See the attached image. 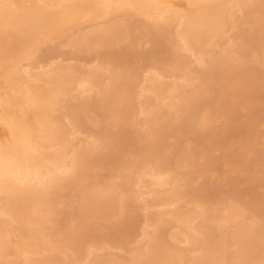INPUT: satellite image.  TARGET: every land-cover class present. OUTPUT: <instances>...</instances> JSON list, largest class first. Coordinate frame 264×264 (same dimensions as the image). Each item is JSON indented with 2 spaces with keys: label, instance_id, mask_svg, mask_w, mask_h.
Masks as SVG:
<instances>
[{
  "label": "rangeland",
  "instance_id": "rangeland-1",
  "mask_svg": "<svg viewBox=\"0 0 264 264\" xmlns=\"http://www.w3.org/2000/svg\"><path fill=\"white\" fill-rule=\"evenodd\" d=\"M249 1L250 0H247V3ZM179 5L183 6L184 3H181ZM238 9L239 8L237 6H233V9L232 8L230 9V12L232 14L231 16L242 15L239 13ZM130 10H133V9H130ZM119 12L120 11L116 12L118 15L112 14L114 16H111V14H109L110 15L109 16L108 14H104L105 16H103V14H102L98 18H94V19L91 18L89 20L84 19V18H82V19L79 18L76 26H72L70 29L67 28L66 32H62L60 35H58L56 37L54 36V38L40 43L37 50L34 51L35 54L33 57L32 56H26L28 58L31 57V58H29L30 60L29 59L26 60L25 59L26 57H25L24 60L19 61V63L22 65L23 68L26 65H29L32 67L33 71L34 70L38 71V69H40L42 67L45 69H47V68L50 69V68H52V66L53 67L56 66V68H54V69L58 70L60 67H62V65L64 66L65 64H68L69 66L72 65V67H75V65H79V66H77L78 70H79V72H77V78L79 80L85 76L83 74V76L81 77L82 72H80V70L83 71V73H84V71H86L90 68L92 69L93 67H95V73L97 70L99 72V73L97 72V74H99V76L97 77L96 83H93V80H91V79L90 80L92 82L89 83L88 79H87V81H85V85L79 84V86H78L77 83H79V80L75 79V80H72L70 83H67L68 85L65 84V85H67V89H66L65 85H64V87L67 91H65L66 93L62 95L64 97H62L60 95V103H59V106H57L58 108L56 107L57 110L56 109L52 110V112L50 113V114L56 115V117L59 120L58 122L61 123L60 126L62 125L63 129H65L64 134H65V136L68 137V139H70V143H71L70 145L72 147L78 146V147H76V149L79 148V146H80L81 148H79L77 150L83 149L81 151L83 152L84 156H86V157H84L83 160L85 162H87L88 159H89L88 161H91V162L93 161L92 164L90 162L91 166L89 165V162L84 163V164L79 162L82 166H84L85 164H88V166H90L89 167L90 169L89 168L86 169L87 166H84L82 168V166L79 165L76 168V170H79L80 174H79V171H77L78 172L77 173V172H75L76 170L74 171L72 169H71L72 170L71 172H73L74 174H70V171H69V175L67 173L65 174V175H68V177L71 175L72 179L70 177H69L70 178L69 179L67 176H65L63 174L64 175L63 177H67V178L60 179L61 181H64V182H61V181L57 182V184L59 183L58 189H59L60 193H58V189L56 187L58 185L55 183L53 186H55L56 188L51 185L50 187L51 188L53 187L54 189L52 188V190L50 189L51 191H48V192L45 190V193L41 194L45 198L43 200V202L46 199L50 201V202L48 201L49 203H46L43 205L46 206V205L50 204L49 205V207H50L51 204H53L52 205L53 207L51 206V208H53V210H56V215H57L54 219H49L45 223V221L48 218L47 217H46L47 219L44 218L45 216L40 213L43 216L42 218L44 220H42V218L41 219L39 218V220H37L38 225L40 224V226H42L40 231L46 229L44 232L41 231L44 233L45 238L43 237V233H42V237L44 239H49L48 241L44 240L45 241L44 245H46V247L48 249L51 247V249H49L47 251L43 250L44 252H42L40 250L37 251V248H35V246H32L29 248H32V250L35 248V250H36L35 252L27 253V251H28L27 250L26 252L20 251L21 252L20 253L18 250H16L17 249L16 245L19 243V242H17V240L19 241V239H20V237H19L20 233H21L20 230L24 231V230H22L23 227L21 229L20 225H18L17 222H15L13 220V218L11 216H9L7 213L6 214L2 213V215L0 213V216L3 218L2 219L0 217V219L3 221L5 220V222L8 223L9 230H10V231L8 230L10 242L8 244V247H6V252H7L6 253V262H7V264H24V260L27 256L32 257L35 260H40V258L42 256H44V254L45 255L55 254L57 259L63 260L60 257L61 252L64 253L65 256L66 255L69 256V257L66 256V259L70 258V262L73 261L71 264H85L88 261L94 262L97 260V258L98 259L101 258V260H102V258H105L104 260H108V258L110 256H111L110 257L111 259H112V256H115V257H113V259L115 261L117 260L120 264H138V261H139V260L137 261L138 256H140V254L146 253V249H144V248H145V246H146V248H148L146 245L149 242L148 239L151 241L150 237L154 236V235H150V233L153 234L154 232H156L158 235L159 231H160L159 235H162L164 238V239L159 238V235H158L159 239H161L162 241L166 239L167 241H164V242L170 243L172 246H173V243L176 242L175 247L176 248L179 247L181 250L182 249L184 250V252H185L184 256L185 255L186 256L184 257L185 262L183 264H189V261L191 258L192 259H194L193 257L196 258L197 254L195 252L198 249L197 247H200V245H201L200 242H203L202 237H204V235H203L204 231L202 229H200V230L198 229L199 231L197 232V228L198 227L203 228L204 230L207 231V229L210 228L211 225H214L213 228H215V229L213 230V228L211 227L212 228L211 230L215 231L217 225H215L213 223H215L217 221L216 223L218 224V222H220V220L218 218H219V216L221 217V215H219V213L220 214H221V212L224 213L225 212L224 208L227 207L228 205L233 206L232 208H234L238 212L242 211V213L239 212V218L237 217L236 219H234V221L230 220L231 223L226 222L228 220H225V222L227 224L226 223L224 224V220L222 218H220V219H222L223 224L226 225V229L224 228L225 231L227 230L226 234L224 233V229L222 232V234L226 238L225 240L223 239L224 237L222 238L223 239L222 241H225L224 244H222V245H224V247L222 246V249L224 248L223 249L224 250V256L222 259V263L223 264H239V263L240 264H244V263L245 264H264L263 263L264 262V168L261 165L262 160H264V125H263L264 124V64H263L264 61H263V63L260 62L262 58H258V60H257L256 59L257 53H255V52L259 51L258 52V54H259L261 52V50H263L262 54H264V49H261L260 46H256L257 42L255 43V40L259 41L257 38L260 37L259 42L261 43V41H262V45L264 46V44H263L264 43V41H263L264 40V25H263L264 23L263 22L261 23V19H264V16H262V15H261L262 17L260 16V14H262V13L258 14V13H254V12L250 11L249 15L247 14V17L250 21L239 20L237 22H234V21L232 22L228 19L230 21V24H228L229 23V21H228V23H227L228 27L224 30L225 31L224 35L222 36L220 34V36H222V38L219 39V37H218L219 41L217 39V43L215 42L216 43L214 46L215 49H213V51L212 50H208V51L202 50V53L198 51V53H201V55H200V57H198V56L195 57L196 55H198L197 51H195L196 52V54H195L192 47H189V45H188V44H192V43L184 42V41L182 42V39L179 37V35H177V36L180 39L178 37H175V35L172 36L173 34H176L178 30L180 31V28H179L180 25L177 24L176 20L174 21V23L169 21L170 25H168L169 23L166 20H164L165 22L161 19L160 20L163 22H160L159 20H157V21H159V27H161V28H157L156 26H154V25L158 24L156 19L148 17L145 14L143 15V13L138 14V12L135 13L133 11H129V13H135V14L129 15L128 12L124 13V14L123 13L119 14ZM263 13H264V11H263ZM110 17L111 18L114 17V18H112L113 20L115 18H117V19H115L116 22H115V20L113 21ZM152 19L156 21V24L151 25V23H154L152 21ZM110 21H113V22H110ZM238 22H239V24H237ZM108 23L110 24V25H108V27L114 25L115 23H116V25H118V24H121V25H118V27L116 26L117 29H115V31H109V29H108L109 33H111V34L104 35L103 37H99L102 35H97V34L93 33V31L96 33V30L100 31L101 30L100 27H102V29L107 27V26H105V24L107 25ZM240 23H242V24H240ZM248 23H250V24L252 23V24L249 25ZM257 23H259V25L261 27L256 25ZM99 24H101V25L104 24V26H100ZM125 24L127 25L126 27H125ZM231 24H233V25L235 24L234 25L235 28H233ZM97 25H98V27H96ZM160 25H162L163 28ZM229 25H230V28H229ZM252 25H255V26H252ZM150 26L151 27L153 26V28L156 27L157 30H156V28L153 29ZM256 26H258L259 28H257ZM250 27H254V29L251 28V30H249L248 28H250ZM91 28H94V29H91ZM244 28H245V30H244ZM246 28H247V30H246ZM236 29H238V30H236ZM256 29H257V31H258V29H259V31L262 30V32H261L262 37L259 36L260 32L256 33L257 35L250 33L251 31H252V33L253 32L255 33ZM87 30H90V33L92 30L91 35L94 36L95 39L93 37H91V41L95 40V42H98V44H94V42H93V45H92V43H90L88 41L84 42L85 41L84 36L86 35L87 32H89ZM162 30H164L163 33L166 31L169 33L168 34L167 33L162 34L161 32H159ZM238 31H239V33L242 31V34L241 35L238 34ZM112 32H113V34H112ZM153 32L154 33L156 32L157 34L156 33L154 34ZM246 33L247 34L249 33L248 37H249V35H250V37H251V35L252 36L254 35L253 37H251L252 40L250 39V42L248 41V39L250 37L249 38L245 37L247 35ZM222 34H223V32H222ZM113 35H115V37ZM169 35H171V37H169ZM242 35H245V36H243V38L245 37L244 39H247L246 41H248L250 44L247 42L248 44L245 46L244 42H246V41L242 38ZM255 35L257 36V38ZM74 36H76V38ZM78 36H80L81 39H78V38H80ZM237 36H241V37H237ZM155 37H156V39H155ZM73 38L76 39V42H77L76 45L72 44L73 42L71 43V40ZM96 38L98 39L97 41H96ZM240 38H242V40H244V42L243 43L241 42V43L245 47H248V45H251V41L254 40V42H252L254 45H251L253 47L250 46V47H248V49L246 48L247 50L244 53L242 51V49L240 50V48L243 46L242 44H239V42L242 41V40H240ZM155 40H156V45H155ZM81 41H83V43ZM150 41L151 42L153 41L152 43L155 46ZM79 42L81 44H79ZM259 42L257 43V45L260 44ZM85 43H88L87 45H89V47L84 46V45H86ZM186 43L188 45L187 47L191 48L192 50L191 49L188 50V48L185 47ZM82 45H83V47H81ZM240 45H242V46H240ZM79 46H80V48H79ZM152 47H154V48L152 49ZM236 47H239V49H236ZM257 47H259L260 50ZM249 48H252V50ZM253 48H256L255 52H253V50H254ZM196 49L197 48L194 47V50H196ZM224 49L225 50L227 49V51L225 53L226 55L230 49V51H229V53L231 52L230 56H232V53L234 55L239 50L240 51L238 52V54L240 55V53L242 51L241 57L240 56L235 57L236 55H238L236 53V55L233 56L234 58L231 57L230 59L231 60L236 59V61L235 62L233 61V62L238 63V61H239V63L241 65H243V67H244V69H240V68L238 69L237 68L238 71L234 70V72H232L233 74H231V75L229 74L230 76L227 78H224V76L227 75L228 73L226 72L223 74V72H225L226 70H224V71L220 70L221 71L220 72L219 68H218L219 63L217 62L218 61L217 56H220L221 53H222V55H225L224 52H222ZM234 49H236V52ZM249 50H251V52ZM214 51H215V53H214ZM252 52L256 54L255 55L256 58L253 56L254 54H252ZM218 53H220V54H218ZM109 54H111L112 56ZM212 54H215L216 56L212 55ZM262 54L260 53L259 56L261 57ZM202 55H203V57H202ZM125 56H127V57H125ZM175 56L176 57L178 56V57L176 58ZM214 56L216 58V60H214L216 65L210 67L211 70L213 69L214 72L208 71V73L205 74V75L209 74L208 75L209 77L203 76L204 74L202 75V73H200V71L198 70V72L201 75L199 77V73L197 71H195L196 70L195 67H193L194 69L190 68V66H196V67L198 66V69L201 68V71L204 68L205 69L207 68V70H208V69H210L209 65H211L212 63L214 64L213 60H211V58L214 59ZM107 57L110 58L112 64L110 63V61L108 63L106 60L104 61L103 58L107 59ZM201 57L203 58L202 61H201ZM239 57L241 59H237ZM154 58H157V60L160 61V64H159V62H156L157 60ZM172 58H174L177 62L179 61L180 63L178 62V64H181V61L184 62V64L186 65V67H183L185 65L182 63L183 64L182 68L184 71L186 68H188V69L190 68L191 70L190 69L189 70L192 72L194 71L193 73H195V74L198 73V75L197 74L191 75V72H189V70L187 69L185 71L187 73L186 75H189L191 79L193 77L195 80H197L203 76V80H202V78L199 79L200 82L198 81V83L195 84L196 86H198L199 83L202 86L201 83L206 80L204 77H207L208 81H205L206 82L205 86L203 85V87L206 90L202 87L201 88L206 92H207V90L208 91L211 90L210 92H212V93L208 92L211 95V97L210 96L207 97L209 95L208 93H207L208 95L202 94L203 98H204V95L206 96V98L202 100V103L205 104L206 102H204V100L205 101L207 100V103L213 102V104H211V106L209 105V103H208L209 106H207V103L205 104L210 109L212 108L211 113H207L208 117L206 120L208 121V118H209L210 122L208 121L209 123H207V121H206L205 127H207V128L205 130H204V126H202L201 124L200 125L202 126L203 129H202V131L200 130L201 127L198 124L199 121L197 120V118L196 119L194 118L195 120H190L188 114L186 115L185 112L181 113L178 108H173L174 102L179 104V99L177 101L178 97H173V98L170 97L169 98L166 96L167 94L164 95L165 93L161 94L162 92L159 93V91H156V90H155L156 92H154V90L152 92H151V90H148L149 91L148 92L145 89L147 86H150L149 84H146V82L151 84V81L148 82V79H149V76H148L149 74H147L148 71H150L148 73H150L151 76H152L153 71H158L160 75L162 74L160 77H161V80L163 78V80H162L163 82L162 81L161 82L162 83L165 82L164 84H169L168 82H170V81L173 82L174 78H176V76H177L176 73L180 72V71H178L180 69H178L179 67H176L178 65L176 62L173 63ZM185 58L187 60H189L186 63H185L186 60L184 61ZM180 59H181V61H180ZM208 59H209V62L207 64L205 62H207ZM120 60H122V61H120ZM210 62H211V64H210ZM60 63H62V64L60 65ZM96 63H98V64H96ZM100 63L102 65V67L103 66L106 67L108 64V66L106 68L112 69V70H110V72L112 71L113 73L114 72L117 73V75H119V77L121 76L120 78H122L123 80H125L126 78H128V76L131 75V74H128L130 72L131 73L135 72L136 76H139V77H137V80L135 83L137 86L135 85L133 88L134 92H132V94L134 93L133 94L134 96H132V98L130 99L131 101L133 100L132 103H134L135 105H133V104L132 105L135 108H133V110H132L133 112L130 110L129 113L131 114V116H132V113L135 114V117H134V118H136L135 122H132L133 116L132 117L130 116V118L128 117L130 120L128 119L129 124L127 126V124L124 122L125 117L122 116L123 117L122 123L124 125H126V127L128 129V130H126L129 133L128 134L126 132L127 135L123 134L122 132L120 133V130H119L123 126L124 132H125L126 127L121 124V118H120L121 117L120 113H123L122 111H124V110L123 109H122V111H118V110L116 111L115 110V109H117L116 106L119 107V110H120V108H123V106H124V105H122L123 102L121 100H119L118 96H117V95H119L118 93L122 92V90H121V88H120V90L118 88L113 90L114 86H115V88L118 86H117L114 79H113L114 81L111 79L110 80L111 82H108L109 78L107 79V76H108L109 70L106 71V68H100L99 69V66L101 67ZM102 63L103 64L106 63V64L103 65ZM117 63H120V64L123 63V64L118 65ZM188 63L190 65L189 67H188ZM203 63H205L207 65V67ZM114 64H116V65H114ZM157 64H159V66ZM201 64L204 65V68H203V66L202 67L200 66V68H199V65H201ZM95 65L96 66L98 65L97 66L98 68ZM122 65H123V67H122ZM154 65H156V67ZM241 65L239 67H242ZM29 66H26V67H29ZM114 66H115V68H114ZM153 66H154V70H153ZM77 67H75V70L77 69ZM173 67H176V69ZM237 67H238V65H237ZM215 68L217 69L218 72L217 71L215 72V70H214ZM54 69L52 68V70H54ZM133 69H135L136 71ZM229 69H230V67H229ZM229 69L227 67V71ZM125 70L128 71V73H126ZM176 70H177V72H176ZM207 70H205V71H207ZM118 71H120V74L118 73ZM171 71L173 74H171ZM243 71L245 72V74L243 73V78H242V76L240 77V72H243ZM188 72L190 74H188ZM22 74H24V72H22ZM180 74H181V72H180ZM210 74H212V75L215 74L214 77L212 76L213 79H212ZM216 75L218 76V78L216 77ZM144 76H146V77H144ZM179 76L180 75H178V77ZM123 77H126V78H123ZM143 77H144V79L146 78L147 80H144ZM178 77H177V79L180 81L181 79ZM98 78H100V79L98 80ZM185 78L187 79V83H185L183 85L184 87L186 86V84L189 83V81H191L188 76H185ZM214 78H217V80H214ZM220 78H221V81L224 82L222 84H225L227 86L230 85V89L226 86L227 88L222 90L224 85H223V87L218 86L219 84H221V83H219ZM237 78H239V79H237ZM246 78L247 79L249 78L248 80H250V79L253 80L252 78H254L255 81L257 79L259 81L258 82L254 81V83L252 81H250L252 84H254V86H253L252 84H250V82ZM177 79H175L174 81L179 82ZM194 79H192L193 83L196 82ZM210 79H212V81ZM230 79L232 82L230 81ZM234 79H236V80H234ZM240 79H241V81L246 79V81H244L246 84L244 82L243 83L239 82ZM41 80L44 82L43 79H40V80L38 79L34 82V86L38 85L37 88H39V86H40V88L44 87L45 83H44V86H42L43 82ZM201 80H202V82H201ZM214 81L215 82L218 81V84L215 83ZM247 81L249 82V84H247L248 83ZM112 82H115V85ZM205 82H204V84H205ZM111 83L113 86L111 85ZM89 85H90V87H89ZM105 85H106V87H105ZM143 85H145L146 87H144ZM245 85H246V87H245ZM247 85H249V86L247 87ZM103 86L105 87V94L107 95L108 99L111 100V102L113 100H115V101L119 100L120 105L115 104L114 101H113V103H108V101H107L108 99H106L107 97L103 91V89H104ZM206 86H207V88H206ZM97 87H99L100 89L103 87L101 89L102 90V93H101L102 96L96 93V90H97V92L99 90ZM112 87H113V89H111ZM185 88L188 89V86H186ZM198 88H200V87H198ZM201 88L199 89L200 91H198L200 101L202 99V97L200 96L201 95L200 93L203 92V90ZM243 88L247 91V94H246L247 96L245 95L246 91L243 90V91H245V93L242 95V97H244V98H241L240 96H241V93L243 92L242 91ZM23 89H25V87H23ZM106 89H111V91L108 90V91H110V93L109 92L107 93ZM234 89H235V91H234ZM1 90H8V87L4 86ZM141 90L142 91L145 90L146 92L145 91L142 92ZM221 91H222V93L220 94ZM237 91H239L238 94H240V96H238V97L236 95ZM240 91H241V93H240ZM99 92H100V90H99ZM147 92L149 93V95H147L148 98L145 95H144L145 96V98H144L142 93L146 94ZM150 93H152V94H150ZM110 94H112V95L109 98ZM98 95H99V100L97 99L98 100L97 101L96 98L98 97ZM100 96H101L102 100L106 97L104 100L106 102H103L104 105L101 104L102 100L100 99ZM103 96H105V97L103 98ZM164 96H165V98H164ZM112 97H113V100H112ZM82 98L85 99L84 101H86V104H87V102H89L87 105L91 104V106L89 105L87 107L85 104V108H87V109H85L83 107V109L79 110L80 113H78V111H77L78 116H77V114H75L76 116L74 115V117L71 116V118H70V114L68 113V110L70 108L69 105H71V107L76 105L78 103L77 100L81 101ZM92 98L94 99L95 103L98 102L101 105L99 106L98 103L94 104L92 102L93 101ZM159 98H161L162 100ZM214 98H215V100H214ZM217 98H220L219 100H223L222 104H220V102H219V104L215 103ZM90 99L92 101H89ZM144 99L146 100L145 102H147V104L153 108V109L151 108V111L152 112L154 111V113L152 115V113L150 111L151 116H150V114L148 115L147 113H145V112H149L148 108H150V107L146 104V106H148L146 108L145 102L143 103ZM157 100H159V101L157 102ZM171 102H173V103H171ZM176 103H175L174 107L178 106V104H176ZM152 104H155L157 106L152 105ZM168 104H170V105L168 106ZM215 104L216 105L218 104V105L216 106ZM205 105H204V107H205ZM153 106L157 107V109H155V107H153ZM170 106L172 107V109ZM202 106H203L202 104L199 105V109ZM207 107H205V108H207ZM100 108H103V109L101 110ZM205 108L204 109L201 108L203 112H206ZM134 109H135V111H134ZM154 109L156 111L158 110L157 111L158 113ZM160 109L162 111H160ZM170 110H172V111H170ZM115 111H116V114H114ZM166 111L168 112L167 114H169V118H171V119L168 118L169 122H170V127L168 129L164 130V134H162V130L161 131L158 130V133H156V135L159 134V136L155 135L156 138L153 137V139H152V136L149 137V135H151V134H149V129H146V128H148L146 126L147 125L146 123L148 122L147 120L148 119L150 120L152 117H158V116L161 117L160 113L163 114V112L166 113ZM145 114L148 116L146 117ZM154 114H155V116H154ZM116 116L119 118H116ZM172 116H173V118H172ZM75 117L80 121L81 124L78 125L79 121H77ZM114 117L117 119V121L116 122L112 121L113 123H111L110 120L111 119L114 120ZM145 117L147 118V120ZM174 118H176L175 120L180 118L179 120H181V121H179V120L176 121L177 122V124H176L174 121ZM118 119L120 120V122H119L120 124L118 123ZM142 120H144L145 122H142ZM183 120H185L184 123L186 125H183L184 124V123H182ZM190 121L192 124L190 123ZM178 122H180V123H178ZM195 122H197V124H196L197 126L194 125ZM74 123L76 124V126ZM188 123H190L191 126ZM118 124H119V126L121 125V127H118V129H117ZM179 124H180V126H179ZM207 124H208V126H207ZM203 125H205V124H203ZM0 126H1V124H0ZM177 126H179L178 127L179 131L182 128L181 132H179L177 130ZM184 126H186V127L184 128ZM189 126H190V128H189ZM192 126L193 127L195 126V128H193ZM198 126L200 129L198 128ZM122 128H121V131L123 130ZM174 129H176V133H175ZM132 131H134V132H132ZM177 131L179 132V134ZM135 132H136V134L138 133L139 135L135 134V136H134L133 134ZM165 132L167 133V135L165 134ZM168 132H171V133H168ZM173 132H174V134H173ZM3 133L4 134L0 137L1 138L7 137V131H4ZM116 133H117L118 139L116 138ZM119 134H122V135H119ZM147 134H149V135H147ZM129 135H130V137H132V139H134V138L135 139L131 141V138L129 137V139L127 140L126 138H128ZM171 135L172 136L174 135L173 137L175 140L170 139V138H172ZM122 136H126L125 137L126 140L122 139ZM133 136H134V138H133ZM136 136L138 137V139ZM144 137L149 143H150V141L152 143V140H154V139H157V140L158 139H161V140L166 139L165 141H161L163 143L157 144L159 146L161 145L160 147H158L155 144L154 155H157V156L151 155L150 153H149V155L152 157L154 156L153 157L154 161L157 160L158 155H160V157H158V158H160V159L163 158L162 162L164 161L163 163H165V165H166L164 168L166 170H167V167H169V166L171 168V169L167 170L169 173L168 174L169 176L167 174H164V171L162 169L157 168L156 166L154 167V165L151 166L152 164L149 165V163H147V162H149L148 160L145 161L147 158L149 159V155L146 154L148 152H146L145 148H144L145 143L147 141L142 144V142L145 141V140L143 141ZM159 137H161V138H159ZM149 138H151L152 140L151 139L149 140ZM115 139L117 141L118 140H120V141L116 142ZM121 139H122V141H121ZM139 139H142V141ZM104 140H106V141H104ZM136 140H137V142L139 141V143H136ZM101 141H103L102 144H101ZM108 141H112V143L111 142L109 143ZM73 142H74V144H73ZM126 142H128V143L126 144ZM131 142H133L134 144H132ZM135 143H136V146H135ZM155 143H157V142H155ZM95 144L97 146L94 147ZM106 144L108 146H105ZM116 144L119 145V148L117 147ZM146 144H148V143H146ZM131 145L132 146L134 145L135 147L138 146L137 147L138 149H141L139 147H141L143 145L142 146L143 149L141 151L136 149V153H135V151H133V148L130 149ZM71 146L70 147L68 146V148L72 149ZM100 146H101V148H100ZM93 147L95 148V150L98 147L100 149L94 151ZM122 147H123V149H121ZM124 147H125V149H124ZM187 147H189V148H187ZM244 147H246V149L248 148L249 151L251 150L250 151V153L252 152L251 155H248L249 153H247V155L243 154V153L240 155V151H241L240 149H243ZM102 148H104L105 150ZM151 148H152V146H151ZM156 148H159V149H156ZM183 148H185L184 151L183 150L181 151V149H183ZM47 149H48V151H49V149L51 150V148H45L44 150L46 151ZM70 149H68V150H70ZM120 150H122V151L120 152ZM123 150L125 151V153H123ZM186 150L189 152H187ZM99 151L101 152V154ZM117 152H120L121 156ZM138 152L139 153L141 152V154H139V156H141V157L137 156ZM155 152H158V153L155 154ZM183 152H186V153H184L186 156H184V154H182ZM241 152L246 153L248 151H244V149H243ZM143 153L145 155H143ZM89 154H90V157L88 156ZM180 154L184 157H182V156L180 157ZM146 155L148 157H145ZM198 155H202V157H201L202 159H200ZM70 156L68 155L67 157H70ZM87 156L89 157L88 159H86ZM247 156H249L250 158L249 157L247 158ZM91 157H92V159H91ZM175 157H176V159H175ZM70 158H68L67 162L69 161L68 162L69 164L74 163L73 161L70 162V160H71ZM153 158H151V160H153ZM102 159H103V161H102ZM143 159H145V160L143 161ZM160 159H158V161ZM105 160H107V161H105ZM131 160H133V164H131L132 163ZM186 160H188V161L186 162ZM84 161H82V162H84ZM134 161L135 162L137 161L138 163L136 162L137 163L136 164ZM139 161H141V163H139ZM142 162H144L145 164L147 163V164L145 166H143L144 163H142ZM160 162H161V160H160ZM189 162H191V163H189ZM129 163H130V165H129ZM167 163L169 164V166ZM257 163L260 164L261 166L258 165ZM135 164L136 165L139 164V166L137 167ZM141 164H143V165H141ZM132 165L136 166L135 169H134V167L133 168L131 167ZM185 165H187V166H185ZM140 166L144 169H141ZM152 167L160 169V171H162V173H163V174L161 173V176L167 175L166 179L165 178L162 179V182L164 183V187H165V192H169L166 189L172 190L171 188L169 189V187H173L174 185L176 186V184H179V185L182 184L183 186L177 185V186H179L178 190H180L179 191L180 194H182L181 192H183L185 190L183 187L187 185L186 191L188 192L187 188H189L188 186H190V188H189V189H191L190 194H194V195H188V196H191V198L192 197L193 198L189 199L190 197L188 198V196H187V194H189V193L185 194L186 192H184L183 193L184 196H182L183 194L180 195L177 198V200H175V202H173V204H171V205H168V206L162 205L161 207H159V205L153 206V204L151 203V206H150L149 204H150L151 198L153 197L151 193L153 191L152 192L150 191L151 189H150L149 182L154 183L155 181H157V179L155 180V178H156L155 176L151 177V175L149 174L151 172V170L154 169ZM157 169H155V170H157ZM167 171L165 173H167ZM170 172L173 173V176H172V174L170 176ZM95 174H98V175H95ZM75 175L77 176L76 179L74 178ZM78 175H80V177ZM95 176H97V179L100 182H102L103 185L107 188V191H109L108 194H107V191L105 192V188H104V186H102L101 183L96 184V182H99V181L97 179H94V178H96ZM185 176H188V178H190L188 181V184H185L186 182L185 183L182 182L186 178ZM195 176H200L202 178L201 179H200V177L196 178ZM127 177L129 180L126 179ZM129 177L131 178V181H130ZM163 177H165V176H163ZM188 178H187V180H188ZM124 179H126V181H128V183L126 182V184H128L129 186L125 184ZM197 179H200V180H197ZM172 180H174L175 182L177 180L178 183L174 182V184L171 185ZM121 182L124 183L125 185L124 184L122 185ZM189 182H191V183H189ZM202 182H204V183L202 184ZM248 182H249V184H248ZM111 183L114 185V186L112 185L113 187L110 185L112 190H111L110 186H108ZM172 183H173V181H172ZM193 183L194 184L197 183L199 185H197V187H195L196 186L195 185L193 188V185H194ZM100 184H101V186H100ZM117 184H120L122 187L119 188L120 185L117 186ZM91 185H92V187L89 188ZM98 186H100V187H98ZM97 187H98V190H97ZM125 187L128 191L125 190ZM85 188H87V191H92V189L95 188L96 193L97 192L100 193V195H98L99 193L97 194V196H100L98 198L113 197L114 199L116 197H119V194L117 193V191L120 192L121 189L124 188V189H122V191L127 192L129 194L130 199H129L127 193L126 194L120 193L121 194L120 196H122V197L127 195V197L125 196L126 201L128 200L127 203L125 201L122 204H120L118 201V203H119L118 204L117 201L114 200L113 202H111L112 204L111 203L106 204L104 206V209L99 208L100 210L101 209L104 210V212L101 211V215L95 216V214H98V212L100 210L91 209L89 211H86V210L84 211L83 202H81L82 200H80V199H82V196L85 193L87 194V192L85 191L86 190ZM99 188L100 189L102 188V189L99 190ZM109 188L111 191L109 190ZM113 188H115V189H113ZM113 190L114 191L116 190L115 192L118 195L117 194L115 195L114 194L115 192H112ZM129 190L131 193L129 192ZM101 191H102V193H101ZM149 191H150V193H149ZM81 192H83V193L81 194ZM94 192H95V190H94ZM56 193H57V195H56ZM4 194L5 193L0 192V208L2 207L1 203H3V202H1V201H3L2 198H4L6 195V194L5 195ZM92 194H93V196H95L94 193H92ZM101 194H105L106 196L105 195L102 196ZM80 195H81V197H80ZM230 195L235 197L234 198L235 200H233L231 198L232 196H230ZM251 195H254V196H251ZM39 197L42 200L43 197H41V196H39ZM252 197H255L253 199V201H252ZM148 198H149V201H148ZM238 198L240 199V202H239V200L236 201V199H238ZM204 200H205V202H204ZM241 200H243V201H241ZM145 201H146V203L148 202L147 207H144V205L146 206ZM244 201L248 202L249 203V204L247 203L248 205L251 204L252 208H250V206H249V208L252 209V213H250L251 210H249V209L247 210V208L244 206V204H246V203H244ZM55 202H57V203H55ZM201 202H202V204H201ZM205 203H206V207H207L206 212L203 211L204 209H206L205 205H203ZM240 203H243V204L239 205ZM43 205L40 207V209L43 208L41 210L42 212L47 207V206L44 207ZM108 205H110V207L115 206L116 208L115 207H114L115 209L110 208ZM121 205L122 206L125 205V206L122 207ZM199 205H201V207L203 206L202 211L205 213H203L201 211V207ZM106 206H108L107 207L108 209H106ZM235 207H238V208L236 209ZM240 207H242V208H240ZM243 207H245V208H243ZM79 208H82V209L80 210ZM120 208H124L126 210L122 211L124 209H120ZM170 209H171V211H170ZM174 209L176 211H180L182 213L185 212L184 213L185 215L192 214L194 216L195 213L196 214H197V212L199 213V214L195 215L193 218H191V216H189L192 220L188 219L189 220L188 224H190L192 226L194 224V227H192V226L190 227L189 234H192V236L196 235L195 237L199 240L197 243H200V245L196 243L197 247L194 246L195 245L194 242H192V241L189 242L190 239L187 240L185 235H182V234H180V232L175 231L179 227V224H178V222H176V220L172 219L173 217L171 216V214H172V212L175 211ZM97 210H98V212L94 213V211L96 212ZM245 210H247L248 212H244ZM77 211H79L80 213L85 212V213H87V215L79 213L81 216L80 217ZM132 211H133V213L135 211H137L139 213V215L137 214V212H135L133 214L135 216L136 215L138 216L136 218L137 220L135 218H132L133 221L136 220L135 224L129 218V217H133V215L131 216ZM191 211L193 213L194 212L195 213L193 214ZM200 211L202 213H200ZM89 212L91 214H88ZM107 212H109V214L106 216ZM163 212H165V213H163ZM128 213L130 216H128ZM206 213H209V216H207ZM246 213L249 216H247ZM40 214H38V215H40ZM102 214L105 215V218L102 217ZM159 214L161 215V218L163 220L160 219ZM200 214L201 215L203 214L204 218H203V215L201 217H198V216H200ZM217 214H218V216H217ZM240 214H243V215H240ZM41 215H40V217H41ZM122 215H123V217H122ZM125 216H126V218L128 217L127 220L124 218ZM205 216L209 219H207ZM212 216L213 217L217 216L218 218L214 217L216 220H213L214 221L213 222ZM57 217H58V219H56ZM86 217H87V219H85ZM168 217H169V220L166 221L165 219H167ZM211 217H212V219L210 220ZM80 219L81 220L83 219L84 222L86 220L85 226H84V224H82L83 222L82 223L79 222V221H81ZM157 219H159V220H157ZM54 220H55V222H54ZM119 220H120L121 224H120ZM129 220L133 223V225ZM158 221H160V223H162V224L158 223ZM162 221L165 222L166 224H164ZM232 221H233V223H232ZM235 221L236 222L239 221L238 224L243 223V221H247L246 222L247 225H248V223H250L249 225H252V226H249V227H251L252 233H253V230H254V232L256 229L258 230V231L256 230V232H255L256 235H255V233H254V236L252 234V238L257 236V233H258V237H255V240H253L255 242L254 244L257 243L258 238L261 242L260 237L262 238L263 245H262V243H260L258 241V245L260 244V246H259L260 249L258 248V246L257 247L255 246L256 249L250 248V247L246 248L247 247L246 241L244 242V239H239L235 235L232 234V233H234V230H232V229H234V225L235 226L237 225V223ZM127 222H129V223L127 224ZM168 222H170V223H168ZM222 222H220L218 224L220 227L223 225ZM80 223L83 227H81ZM200 223H203V224H201V227L199 225ZM195 224H197L198 227L197 226L195 227ZM205 224H206V226L207 225L208 226L210 225V226L206 227L207 228L206 229L204 226ZM232 224H234V225H232ZM121 225H124V226H121ZM176 225H178V226L175 228ZM23 226H24V224H23ZM45 226L48 227V229ZM129 226H131V227H129ZM132 226H134V228ZM227 227H228V229H227ZM24 228H26V229L28 228L26 224H25ZM126 228L128 229V231ZM193 228H196V231ZM221 228H223V226ZM131 229H132V231H131ZM80 230H83V231H80ZM46 231H48L49 233L48 232L45 233ZM173 231H174V233H173ZM200 231L202 233L201 235H203V236H200V234H199ZM170 232L172 233V236L175 235L174 238L169 235ZM146 233H148V235ZM177 233H179V234H177ZM212 233L214 235V233L216 234V233H220V232H218L216 230L215 232H212ZM45 234L46 235L48 234V235L46 236ZM78 234H79V236H78ZM220 234H219L220 239H217V238H219L217 236L218 234L216 236L212 235L214 238L216 237L213 240V245L215 246V248L217 246H219L218 249H220V247H221L220 246L221 242H222L221 236H223ZM260 234H262V236ZM36 235L37 236L39 235L38 237H41V234H39V233ZM177 235H179L180 238L176 237ZM72 236H73V238H72ZM232 236H235V238L234 237L232 238ZM250 237L251 236H249V238ZM32 238L33 237H29V239H32ZM176 238H178V240H176ZM252 238H250L251 241H252ZM33 239L31 241H34ZM112 239H114V240H112ZM216 239H217V242H220V243H218V245H215ZM237 239H239V241L241 240L244 244L242 243L243 245H241V244L239 245V242H238V245H237L236 244ZM250 239H248V241ZM27 240H28V238H27ZM27 240H25V242ZM28 241H30V240H28ZM241 241H240V243H241ZM49 242H51V243H49ZM252 242H250V243H252ZM193 243H194V245H193ZM158 244H160L159 241H158ZM163 244L164 243L162 242L161 245H163ZM244 245H246V247ZM252 245H253V243H252ZM261 245L263 247H261ZM166 246L167 245L165 244L164 247H166ZM243 246H244V248H241ZM164 247L163 246L160 247V248H162L161 250L163 252L166 251V250H163ZM74 248H75V251H77V248H78V252L73 251ZM86 248H89V249L85 250ZM166 248H168V247H166ZM166 248H164V249H166ZM14 249L16 251H18V254H17V252H16V254L14 253L15 252ZM183 250H182V252H183ZM48 251H50V253L51 252L52 253L49 254V253H47ZM138 251L141 253L138 254L137 253ZM26 253H27V255H26ZM197 253H198V250H197ZM72 254L75 255V257H73V260H72V256H74V255H72ZM77 254H79V255H77ZM133 256H134V258H133ZM44 257H46V256H44ZM77 257H78V259H77ZM92 257H95L96 259H92ZM110 258H109V260H111ZM135 258H136V260H134ZM75 259H76V261H75ZM119 259H120V261H119ZM127 259L129 261H127ZM237 260H239L240 262ZM87 264H92V263H87Z\"/></svg>",
  "mask_w": 264,
  "mask_h": 264
},
{
  "label": "bare ground",
  "instance_id": "bare-ground-1",
  "mask_svg": "<svg viewBox=\"0 0 264 264\" xmlns=\"http://www.w3.org/2000/svg\"><path fill=\"white\" fill-rule=\"evenodd\" d=\"M25 2V3H24ZM27 2V3H26ZM250 2V3H249ZM248 3H247V0H0V124H1V126H0V136H2L4 133V131H7V137H4V138H1L0 137V192H3V193H5L4 195H5V197L4 198H2L3 199V201H1V202H3V203H1L2 204V207L0 208V213H1V215H2V213H4V214H8L9 216H11L12 218H13V220L15 221V222H17V224L18 225H20V227H21V229H22V227H23V229L22 230H24V231H21L20 230V239H19V241L17 240V242H19L17 245H16V247H17V249L16 250H18L19 252L21 251V252H26L27 250V253H29V252H35L36 250H35V248H37V251L38 250H40V251H42V252H44V251H47V250H49V249H51V247L48 249L47 247H46V245H44V242L47 240H49V239H44L45 238V236H44V231L46 230V229H44V230H41V231H43V232H41L40 231V229H41V227L42 226H40V224L38 225V221L37 220H39V218L41 219L43 216L41 215V214H43L45 217L44 218H46L47 220L45 221V223L49 220V219H54L57 215H56V210H53V208H51V206L53 205V204H51V206L49 207V205H46V206H44L43 204H46V203H49L50 201L49 200H45L44 202H43V200L45 199L41 194L42 193H45V190L48 192V191H51L52 190V188L53 187H55V186H53L55 183L57 184V182H59V181H61L60 179H65V178H67L68 177V175H69V171H70V174H74L73 172H71L72 170H76V168L79 166V165H81L79 162H81L82 164H84V163H88L89 162V165L91 166V164L93 163V161L91 162V161H88L89 159V157H90V154L87 156V158L86 159H88L87 160V162H85L83 159H84V157H86V156H84V154H83V152L81 151V150H83V149H81V150H77V149H79V148H81L80 146H79V148H77L76 149V147H78V146H76V147H72L70 144V139H68V137L67 136H65V134H64V130L65 129H63V127H62V125L60 126V124L61 123H59L58 121V118L56 117V115L55 114H50L51 112H52V110H55L56 109V107L57 106H59V103H60V95L62 96L63 94H65L66 92L65 91H67L66 89H67V83H70L72 80H75V79H77V80H79L78 78H77V72H79V70H78V67L77 66H79V65H75V67H77V69L75 70V67H72V65L71 66H69L68 64H65L64 66L62 65V67H60L58 70L57 69H54V68H56V66H52V68L54 69V70H52V68H50V69H45V68H40V69H38V71H33L32 70V67L31 66H29V65H26V66H29V67H22V65L19 63V61L20 60H24V58L26 57V56H34V51H36L37 50V48H38V46L40 45V43H42V42H44V41H46V40H49V39H52V38H54V36L56 37V36H58V35H60L62 32H66L67 31V28L68 29H70L72 26H76L77 25V23H78V19L79 18H84V19H87V20H89V19H91V18H98L100 15H102L103 14V16H105L104 14H111V16H114V15H112V14H117L116 12L117 11H120L119 12V14L121 13H129V11H133V12H135V13H137L138 12V14L140 13H143V15L145 14L146 16H148V17H151V18H153V19H156V21L157 20H159L160 22H163L164 20H166L168 23H169V21H171V22H173L174 23V21L176 20L177 21V24L178 25H180L179 26V28H180V31L178 30L177 31V33L176 34H173L172 36H174L175 35V37H178L177 35H179V37L182 39V42L184 41V42H190V43H192V44H188L189 45V47H192V49H193V51L195 52V51H197V53H198V51L199 52H201L202 53V50H212L213 51V49H215V44L217 43V39H218V37H219V39H221L222 38V36L224 35V30L228 27L227 25L228 24H230V21H234V22H237V21H239V20H245V21H250L249 19H248V17H247V14L249 15V12L250 11H252V12H254V13H262V14H260V16L262 15V16H264V13H263V11H264V0H250ZM181 3H184V5L182 6V5H179V4H181ZM233 6H237L239 9V13L240 14H242V15H236V16H231L232 14H231V12H230V9L232 8L233 9ZM130 9H133V10H130ZM241 10V11H240ZM242 12V13H241ZM135 13H129V15H131V14H135ZM238 13V12H237ZM236 13V14H237ZM238 13V14H239ZM107 15V16H108ZM118 15V14H117ZM126 15V14H125ZM124 15V16H125ZM110 16V15H109ZM261 16V17H262ZM111 18V17H110ZM112 18H114V17H112ZM111 18V19H112ZM120 18V17H119ZM115 19H117V18H115ZM114 19V20H115ZM152 19V21L154 22V23H151V25L152 24H156V21L155 20H153ZM163 20V21H161V20ZM230 21H229V20ZM261 19V18H260ZM113 20V19H112ZM113 20V21H114ZM119 20V19H118ZM264 19H261V23L263 22L264 23V21H263ZM113 21H110V22H113ZM159 21H157L158 22V26L157 25H154V26H156L157 28H161V27H159ZM228 21H229V23H228ZM253 21V20H252ZM109 22V23H110ZM115 22H116V20H115ZM120 22V21H119ZM135 22V21H134ZM165 22V21H164ZM166 22V23H167ZM231 22V23H232ZM105 24V26H107V27H105V28H103L102 29V27H100L101 28V30L100 31H98V30H96V33L93 31V33L94 34H97V35H102V36H99V37H103L104 35H108V34H111V33H109V31H115V29H117L116 28V26L118 27V25H121V24H118V25H116V23L114 24V25H112V26H109L108 27V25H110V24ZM165 23V24H166ZM167 23V24H168ZM228 23V24H227ZM245 23V22H244ZM253 23V22H252ZM251 23V24H252ZM256 23V22H255ZM254 23V24H255ZM113 24V23H112ZM237 24H239V22L237 23ZM236 24V25H237ZM240 24H242V23H240ZM249 25H251L250 23H248ZM100 26H104V24L103 25H101V24H99ZM123 25V24H122ZM168 25H170V23L168 24ZM232 25V27L233 28H235L234 27V25L233 24H231ZM256 25H258L259 27H261L260 25H259V23H257ZM262 25V24H261ZM264 25V24H263ZM262 25V26H263ZM127 25L125 24V27H126ZM160 26H162V25H160ZM252 26H255V25H252ZM258 26H256L257 28H259ZM96 27H98V25L96 26ZM151 27V26H150ZM156 27H154L153 28V26L151 27V28H153V29H155ZM170 27V26H169ZM255 27V28H256ZM124 28V27H123ZM128 28V27H127ZM126 28V29H127ZM157 28H156V30H157ZM162 28H163V26H162ZM178 28V29H179ZM229 28H230V25H229ZM242 28V27H241ZM251 28H253L254 29V27H250V28H248L249 30H251ZM91 29H94V28H91ZM108 29H109V31H108ZM125 29V30H126ZM252 29V30H253ZM171 30V29H170ZM177 30V29H176ZM236 30H238V29H236ZM244 30H245V28H244ZM246 30H247V28H246ZM248 30V31H249ZM87 31H89V32H87L86 33V35L84 36V42H90V43H92V45H93V42H94V44H98V42H95V40H93V41H91V37H93L94 38V36H92L91 35V33H92V30H91V33H90V30H87ZM98 31V32H97ZM163 31L164 30H162V31H159V32H161L162 34H168L169 32H167L166 30V32H164L163 33ZM117 32V31H116ZM222 32H223V34H222ZM236 32V31H235ZM258 32H260V35L259 36H261L262 37V30H260L259 31V29H258V31H257V29L255 30V33L253 32L252 33V31L250 32L251 34H256V33H258ZM84 33V32H83ZM154 33V32H153ZM156 33V32H155ZM154 33V34H155ZM85 34V33H84ZM112 34H113V32H112ZM157 34V33H156ZM220 34L222 35V36H220ZM236 34V33H235ZM238 34H242V31L239 33V31H238ZM237 34V35H238ZM247 34V33H246ZM249 34V33H248ZM248 34L245 36V35H242V38H243V36H245L246 38H249L250 37V35H249V37H248ZM159 35V34H158ZM157 35V36H158ZM257 35V34H256ZM255 35V36H256ZM96 36V35H95ZM114 37H115V35H113ZM156 36V35H155ZM160 36V35H159ZM158 36V37H159ZM162 36V35H161ZM235 36V35H234ZM254 36V35H253ZM252 35H251V37H253ZM75 38H76V36H74ZM78 37H80V36H78ZM77 37V38H78ZM98 37V36H97ZM107 37V36H106ZM109 37V36H108ZM169 37H171V35H169ZM178 37V38H179ZM237 37H241V36H237ZM244 37V38H245ZM249 38L248 39V41L250 42V39L252 40V38ZM75 38H73L72 40H71V43L72 44H74V45H76L77 44V42H76V39ZM105 38V37H104ZM160 38V37H159ZM158 38V39H159ZM179 38V39H180ZM242 38H240V40H242ZM243 38V39H244ZM256 38H257V36H256ZM260 38V37H259ZM259 38H257L259 41H260V39ZM78 39H81V37L80 38H78ZM95 39V38H94ZM111 39V38H110ZM155 39H156V37H155ZM219 39H218V41H219ZM98 39L96 38V41H97ZM101 40V39H100ZM113 40V39H112ZM154 40V39H153ZM245 41L247 40V39H244ZM244 40H242V41H240L239 42V44H242L243 42H244ZM262 40V39H261ZM83 41H81L82 43H83ZM111 41V40H110ZM248 41H246V42H244V44H245V46L249 43ZM259 41H256L255 40V43L257 42H259ZM264 41V40H263ZM151 42V41H150ZM153 42V41H152ZM151 42V43H152ZM216 42V43H215ZM242 42V43H241ZM248 42V43H247ZM252 42H254V40L253 41H251V45H254ZM257 43H256V46H260L261 47V49H264V46L262 45V41H261V45L260 44H258L257 45ZM79 44H81L80 42H79ZM86 45H84V46H88L89 47V45H87L88 43H85ZM153 44V43H152ZM250 44V43H249ZM264 44V43H263ZM83 45L81 46V47H83ZM154 45V44H153ZM155 45H156V40H155ZM154 45V46H155ZM187 45V43H186V46L185 47H187L188 46ZM195 48H197L196 50H194V47ZM243 45V44H242ZM242 45H240V46H242ZM251 45H248V47H250ZM152 46V45H151ZM244 46V45H243ZM242 46V47H243ZM244 46V47H245ZM189 47H187L188 48V50L189 49H191V48H189ZM240 48V50L242 49V51L245 53V51L248 49V47H243V48ZM251 47H253V46H251ZM263 47V48H262ZM79 48H80V46H79ZM151 48V47H150ZM154 47H152V49H153ZM175 48V47H174ZM247 48V49H246ZM257 48H259V47H257ZM191 49V50H192ZM236 49H239V47H236ZM236 49H234L235 50V52H236ZM245 49V50H244ZM249 49H251L252 50V48H249ZM254 50H253V52H255V50H256V48H253ZM225 50V49H224ZM222 51V52H224V54L226 53V51H227V49L225 50V51ZM239 50V51H240ZM251 50H249L250 52H251ZM258 50V49H257ZM259 50H260V48H259ZM216 51V50H215ZM215 51H214V53H215ZM218 51V50H217ZM229 51H230V49H229ZM229 51H228V53H227V55L225 54V55H222V53L220 54V53H218V54H220V56H217L218 58H217V62L219 63V65H218V68H219V71L220 70H222V71H224V70H226L225 72H223V74L224 73H228L227 75H225L224 76V78H227V77H229L231 74H233L232 72H234V70H237V68L239 69H244V67H243V65H241L240 63H239V61H238V63H234L235 61H236V59H230L231 57H233V56H235L236 55V53L238 54V52L239 51H237L234 55H233V53H232V56H230V53H229ZM242 51H241V53H242ZM262 51L263 50H261V54H262ZM219 52V51H218ZM221 52V51H220ZM248 52V51H247ZM252 52V54H254L253 56L256 58V56H257V60H258V58H264L263 56H264V54H262L261 55V57L259 56V54H258V52L259 51H257V52H255V53H257V55L255 54V53H253ZM201 53H198V55H196L195 57H200V55H201ZM217 53V52H216ZM241 53H240V55L238 54V55H236L235 57H238V56H242L241 55ZM243 53V54H244ZM115 54V53H114ZM195 54H196V52H195ZM109 55H111V54H109ZM123 55V54H122ZM212 55H215V54H212ZM245 55V54H244ZM256 55V56H255ZM112 56V55H111ZM216 56V55H215ZM215 56H214V59H212L211 58V60H213V62H214V60H216V58H215ZM259 56V57H258ZM125 57H127V56H125ZM176 57V56H175ZM178 57V56H177ZM176 57V58H177ZM202 57H203V55H202ZM201 57V61L203 60V58ZM213 57V56H212ZM237 58V59H241V58ZM29 58H31V57H29ZM28 57H26L25 59L27 60V59H29ZM109 57H107V59H105V58H103L104 59V61L106 60L107 61V63L110 61V63L112 64V62H111V60H110V58L108 59ZM180 58V57H179ZM178 58V59H179ZM184 58V57H183ZM234 58V57H233ZM154 59H156L157 60V58H154ZM173 59V63L174 62H176L177 64H178V62L174 59V58H172ZM171 59V60H172ZM261 59V63H263V61H264V59L262 60ZM30 60V59H29ZM102 60V59H101ZM183 60V59H182ZM186 60V61H185ZM103 61V60H102ZM120 61H122V60H120ZM180 61H181V59H180ZM184 61H185V63L187 62V61H189V60H187L186 58L184 59ZM200 61V60H199ZM200 61V62H201ZM234 61V62H233ZM101 62V61H100ZM156 62H159V64H160V61L159 60H157ZM199 62V63H200ZM208 62H209V59H208V61L207 62H205V63H207L208 64ZM152 63V62H151ZM172 63V64H173ZM175 63V64H176ZM180 63V62H179ZM184 64V62L183 61H181V64H178L176 67H179L178 69H180V70H178V71H180L181 72V74H180V72H177V70H176V74H177V76H176V78H174V80L175 79H177V77H178V75H180L178 78H180L181 80L179 81L178 79V81L179 82H177V81H174L173 80V82L172 81H170V82H168L169 84H164V83H162L163 81V78H162V80H161V75L159 74V72L158 71H151L152 72V76L150 75V73H148V72H150V71H148L147 72V74H149L148 76H149V79H148V82L149 81H151V84L150 83H147L146 82V84H149L150 86H145V85H143L144 87H146L145 89H146V91H148V90H151V92L154 90V92H156V91H159V93L160 92H162L161 94H163V93H165L164 95H166L167 97H178L177 98V101H178V99H179V104L178 103H176V102H174V104H173V108H178L179 109V111L182 113H186V115L188 114V116H189V119L190 120H195L196 118H197V120L200 122H198V124L200 125H202V126H204V130L207 128V127H205L206 126V119H207V117H208V114L207 113H211V110H212V108L210 109L209 107H207V106H211V104H213V102L212 103H210V102H208L209 103V105H208V103H207V100L205 101L204 100V102H206L207 103V106L205 105V104H203L202 103V100L203 99H205L206 98V96L205 95H208L209 93L208 92H210V91H208L207 90V92L206 91H204L202 88H204L203 87V85L205 86L206 85V82L205 81H208L207 80V77H204L206 80L204 81L205 82V84H204V82H202V80H203V76H208L209 74H207V75H205L206 73H208V71H213V69L211 70V68L210 67H212V66H214V65H216L215 64V62H214V64L212 63L211 64V62H210V64L211 65H209V68L210 69H208L207 70V68L205 69L204 68V65L207 67V65L205 64V63H203V64H201V65H199V68H200V66L202 67L203 66V72L201 71V68L200 69H198V66L196 67V66H190L189 65V63H188V67L190 66V68H192V69H194L193 67H195V71H197L198 72V70L200 71V73H202V80H201V84H202V86L200 85V83H199V85L198 86H196L195 84L196 83H198V81L200 82V80L199 79H201V78H199V79H197V80H195L192 76V79H194L195 81V83H193V81H192V79L190 78V76L189 75H186L187 73L185 72L188 68H184L185 69V71L183 70V68H182V65ZM198 63V64H199ZM62 63H60V65H61ZM96 64H98V63H96ZM103 64V63H102ZM104 64H106V63H104ZM103 64V65H104ZM110 64V65H111ZM118 65H121V64H123V63H117ZM142 64V63H141ZM140 64V65H141ZM159 64H157L158 66H159ZM242 66V67H239L240 65ZM264 64V63H263ZM31 65V64H30ZM100 65H101V63H100ZM114 65H116V64H114ZM185 65V64H184ZM237 65H238V67H237ZM94 66V65H93ZM96 66V65H95ZM98 66V65H97ZM96 66V67H97ZM107 66H108V64H107ZM106 66V67H107ZM155 67H156V65H154ZM154 66H153V70H154ZM41 67V66H40ZM106 67H102V65H101V67L99 66V69L100 68H106ZM117 67V66H116ZM122 67H123V65H122ZM176 67H173V68H175L176 69ZM183 67H186V65L185 66H183ZM227 67H228V69H229V67H230V69L227 71ZM98 68V67H97ZM110 68V67H109ZM114 68H115V66H114ZM118 68V67H117ZM189 68V69H190ZM217 68V67H216ZM214 69L215 70V72L217 71V69ZM188 69V70H189ZM107 70H109L108 72V76H107V79L109 78V81L108 82H111L110 80L112 79H114L115 80V82H116V84H117V86L118 87H116L115 88V86H114V89H113V87L111 88V89H113V90H115V89H119L120 90V88H121V90H122V92L121 93H118L119 95H117L118 96V99L119 100H121L122 102H123V104L122 105H124L123 106V108H120V110H119V107L118 106H116L117 107V109H115L116 111L118 110V111H122V109L124 110V111H122L123 113H120V118H121V124L122 125H124L123 123H122V116H124L125 117V119L127 120H125L124 119V122L127 124V126H128V124H129V121H128V119L130 118V116H131V114L129 113L130 112V110L132 111L133 110V108H135V107H133V105H135L134 103H132L133 102V100L131 101L130 99L132 98V96H134L133 94H132V92H134V90H133V88H134V86L136 85L135 83H136V80H137V77H139V76H136V74H135V72L134 73H128V71H126V73H128V74H131L130 76H128V78H126V77H123V78H126L125 80H123L122 78H120L119 77V75H117V73H113L112 71L110 72V70H112V69H108V68H106V71ZM115 70V69H114ZM133 70H135V69H133ZM151 70V69H150ZM158 70V69H157ZM164 70V69H163ZM173 70V69H172ZM191 70V69H190ZM189 70V72H191V75L192 74H195V73H193L192 71H190ZM205 70H207V71H205ZM105 71V72H106ZM136 71V70H135ZM162 71V70H161ZM238 71V70H237ZM242 71V70H241ZM22 72H24V74H22ZM80 72H82V74H81V77L83 76V74L85 75L83 78H81L80 80H79V83H77L78 84V86H79V84L80 85H85V81H87V79H88V82L90 83V82H92L91 80H93V83H96V80H97V77L99 76V74H97V70H96V73H95V67H93L92 69L90 68V69H88V70H86V71H84V73H83V71H81L80 70ZM174 72V71H173ZM188 72V74H190ZM214 72V71H213ZM218 72V71H217ZM221 72V71H220ZM99 73V72H98ZM107 73V72H106ZM118 73L120 74V71H118ZM122 73V72H121ZM179 73V74H178ZM199 73V72H198ZM198 73H196L197 75H198ZM200 73H199V77L201 76L200 75ZM243 73L245 74V72L243 71V72H240V77L242 76V78H243ZM171 74H173L172 73V71H171ZM195 74V75H196ZM213 74V73H212ZM212 74H210L211 75V77L213 76L214 77V75H212ZM217 74V73H216ZM220 74V73H219ZM230 74V75H229ZM25 75V76H24ZM122 75V74H121ZM175 75V74H174ZM123 76V75H122ZM147 76V75H146ZM146 76H144V77H146ZM151 76V77H150ZM185 76H188L189 78H190V80L192 81H189V83L188 84H186V86H188V89H186L183 85L185 84V83H187V79L185 78ZM237 76V75H236ZM144 77H143V79H144ZM209 77V76H208ZM213 77H212V79H213ZM216 77L218 78V76L216 75ZM80 78V77H79ZM196 78V77H195ZM217 78H214V80H217ZM236 78V77H235ZM40 80V79H43L44 80V82L42 83L43 85L42 86H44V83H45V86L44 87H42V88H40V86H39V88H37V86L35 87L34 86V82L36 81V80ZM91 79V80H90ZM100 78H98V80H99ZM212 79H210L211 81H212ZM229 79V78H228ZM233 79V78H232ZM237 79H239V78H237ZM247 79V78H246ZM246 79L245 80H243V81H241V79L239 80V82H244V81H246ZM249 79V78H248ZM247 79V80H248ZM253 80H248L249 82L250 81H252L253 83H254V78H252ZM113 80V81H114ZM144 80H147L146 78L144 79ZM209 80V81H210ZM225 80V79H224ZM234 80H236V79H234ZM139 81V80H138ZM162 81V82H161ZM230 81H231V79H230ZM229 81V82H230ZM247 81V82H248ZM259 80L257 79L255 82H258ZM115 82H112V83H114V85H115ZM172 82V83H171ZM215 82V81H214ZM232 82V81H231ZM249 82L247 83V84H249ZM112 83H111V85H112ZM193 83V84H192ZM215 83H217L218 84V81H216ZM219 83H221V84H219L218 86H220V87H223V85H224V87L222 88V90H224V89H226L227 87L230 89V85H225V84H222V83H224L223 81H221V78L219 79ZM228 83V82H227ZM245 83V82H244ZM65 84H67V85H65ZM106 84V83H105ZM110 84V83H109ZM108 84V85H109ZM190 84V85H189ZM246 84V83H245ZM250 84H252L251 82H250ZM64 85L66 86V89H65V87H64ZM94 85V84H93ZM110 85V86H111ZM208 85V84H207ZM253 86H254V84H252ZM4 86H7L8 87V90H1ZM113 86V85H112ZM137 86V85H136ZM227 86V87H226ZM244 86V85H243ZM249 85H247V87H248ZM23 87H25V89H23ZM81 87V86H80ZM89 87H90V85H89ZM104 87V86H103ZM102 87V88H103ZM105 87H106V85H105ZM105 87H104V89H103V91H104V94H105ZM185 89H184V88ZM198 87H202L201 89L203 90V92H201L200 94V96L202 97V99H201V101H200V97H199V94H198V91H200L199 89L200 88H198ZM245 87H246V85H245ZM99 90H100V92H99V90H98V92H97V90H96V93L97 94H99V95H101V93H102V88L100 89L99 87H97ZM109 88V87H108ZM206 88H207V86H206ZM209 88V87H208ZM255 88V87H254ZM111 89H106V91H107V93L109 92L110 93V91H111ZM205 89V88H204ZM247 89V88H246ZM108 90H110V91H108ZM118 90V91H119ZM156 90V91H155ZM206 90V89H205ZM221 90V89H220ZM243 90H245L244 88L242 89V91ZM142 91V90H141ZM143 91H145V90H143ZM142 91V92H143ZM145 91V92H146ZM234 91H235V89H234ZM246 91V90H245ZM245 91H243L242 93H241V91H240V93H241V96H240V94H238L239 93V91H237V97L238 96H240L241 98H244V97H242V95L245 93ZM149 92V91H148ZM147 92V93H148ZM224 92V91H223ZM116 93V94H117ZM145 94V93H142L143 94V96L145 95V96H147V95H149V93L148 94ZM208 93V94H207ZM210 93H212V92H210ZM222 93V91L220 92V94ZM141 94V93H140ZM150 94H152V93H150ZM202 94H205L204 95V98H203V96H202ZM247 94V91H246V93H245V95ZM99 95H98V97L96 98V100L98 99L99 100ZM106 95V94H105ZM112 94H110L109 95V98H110V96H111ZM102 96V95H101ZM101 96H100V99L102 100V98H101ZM145 96H144V98H145ZM158 96V95H157ZM156 96V97H157ZM211 97V95L209 94L207 97ZM247 96V95H246ZM62 97H64V96H62ZM105 96H103V98H104ZM106 97H107V95H106ZM105 97V98H106ZM160 97V96H159ZM220 97V96H219ZM239 97V98H240ZM105 98L102 100V102H101V104H103L104 105V103L103 102H106V101H104L105 100ZM117 98V97H116ZM147 98H148V96H147ZM164 98H165V96H164ZM216 98V97H215ZM215 98H214V100H215ZM221 98V97H220ZM220 98H217L216 99V101H215V103H218L219 104V102H220V104H222V102H223V100H219ZM83 99V100H82ZM81 99V101H79V100H77V104L76 105H74V106H72L71 107V105H69V110H68V113L70 114V118H71V116H73L74 117V115L75 114H77V111H78V113H80L79 112V110H81V109H83V107L85 108V104H86V101H84L85 99L84 98H82ZM87 99V98H86ZM89 99V98H88ZM106 99H108V97L106 98ZM115 99V98H114ZM157 99V98H156ZM159 99H161V98H159ZM209 99V98H208ZM222 99V98H221ZM62 100V99H61ZM93 100V101H92ZM92 100L90 99L89 101H92L94 104H96V103H98V102H94V99L92 98ZM97 100V101H98ZM112 100H113V97H112ZM119 100H117V101H115V100H113L114 101V103L115 104H118V105H120V101ZM162 100V99H161ZM219 100V101H218ZM108 101V103H113V101L111 102V100H107ZM110 101V102H109ZM146 100L144 99V101H143V103L145 102ZM159 100H157V102H158ZM209 101V100H208ZM211 101V100H210ZM218 101V102H217ZM100 102V101H99ZM117 102V103H116ZM121 102V103H122ZM161 102V101H160ZM89 102H87V104H88ZM91 103V102H90ZM156 103V102H155ZM171 103H173V102H171ZM175 103L176 104H178V106L177 107H174L175 106ZM74 104V103H73ZM86 104V106L88 107L89 105L91 106V104H89V105H87ZM93 104V105H94ZM101 104H99L98 103V105L100 106ZM133 104V105H132ZM146 104H147V102H145V106H146ZM203 105L201 108L202 109H204L205 107H207V108H205V110H206V112H203L202 111V109L200 108L199 109V105ZM217 104V105H218ZM148 105V104H147ZM152 105H155V104H152ZM160 105V104H159ZM170 104H168V106H169ZM204 105H205V107H204ZM216 105V104H215ZM216 105V106H217ZM149 106V105H148ZM148 106H146V108L148 107ZM155 106H157V105H155ZM155 106H153V107H155ZM105 107V106H104ZM103 107V108H104ZM121 107V106H120ZM150 108H148L149 110V112H145V113H147L148 115L150 114V116H151V113H152V115H153V113H154V111L152 112L151 111V106H149ZM171 107V106H170ZM204 107V108H203ZM58 108V107H57ZM90 108V107H89ZM103 108H100L101 110L103 109ZM85 109H87V108H85ZM105 109V108H104ZM153 109V108H152ZM155 109H157V107H155ZM154 109V110H155ZM159 109V108H158ZM171 109H172V107H171ZM210 109V110H209ZM57 110V109H56ZM93 110V109H92ZM100 110V111H101ZM175 110V109H174ZM173 110V111H174ZM183 110V111H182ZM201 110V111H200ZM208 110V111H207ZM83 111V110H82ZM116 111H115V113L114 114H116ZM134 111H135V109H134ZM150 111H151V113H150ZM156 111V110H155ZM158 111V110H157ZM156 111V112H157ZM160 111H162L161 109H160ZM170 111H172V110H170ZM95 112V111H94ZM133 112V111H132ZM131 112V113H132ZM155 112V113H156ZM158 113V112H157ZM168 112L166 111V113L165 112H163V114H161L160 113V116L161 117H152L150 120L148 119L147 120V116L148 115H146V120L148 121L145 125L148 127V128H146V129H149V134H151V135H149V134H147V135H149V137L150 136H152V139H153V137H155V135H156V133H158V130H162V134H164V130H166V129H168L169 127H170V122H169V119H171V118H169V114H167ZM119 114V113H118ZM124 114V115H123ZM130 114V115H129ZM134 113H132V116H133V119H132V122H135V119L136 118H134L135 117V114L133 115ZM180 114V113H179ZM178 114V115H179ZM54 115V116H53ZM67 115V114H66ZM128 115V116H127ZM171 115V114H170ZM177 115V116H178ZM184 115V114H183ZM76 116V115H75ZM77 116H78V114H77ZM118 116V115H117ZM116 116V118H119V117H117ZM131 116V117H132ZM154 116H155V114H154ZM157 116V115H156ZM180 116V115H179ZM69 117V116H68ZM129 117V118H128ZM171 117V116H170ZM175 117V116H174ZM186 117V116H185ZM210 117V116H209ZM76 118V117H75ZM115 117H114V120H110V122L111 123H113L112 121H117V119H116ZM169 118V119H168ZM172 118H173V116H172ZM184 118V117H183ZM182 118V119H183ZM195 118V119H194ZM176 118H174V121H175V123L177 124V122L176 121H178L179 119H177V120H175ZM188 119V120H189ZM74 120V119H73ZM76 120L77 121H79L77 118H76ZM75 120V121H76ZM130 120V119H129ZM76 121V122H77ZM179 121H181V120H179ZM184 121L185 120H183V122L182 123H184ZM187 121V120H186ZM208 121L210 122V120H209V118H208ZM207 121V123H209ZM75 122V123H76ZM120 122V120L118 119V123ZM128 122V123H127ZM142 122H145L144 120H142ZM172 122V121H171ZM188 122V121H187ZM203 122V123H202ZM59 123V124H58ZM74 123V124H75ZM174 123V122H173ZM178 123H180V122H178ZM190 123H191V121H190ZM190 123H188V124H190ZM79 124H81L80 123V121L78 122V125ZM120 124V123H119ZM119 124H118V126H117V129H118V127H121V125L119 126ZM142 124V123H141ZM192 124V123H191ZM191 124H190V126H191ZM194 124V123H193ZM197 124V122H195V124L194 125H196ZM203 124H205V125H203ZM115 125V124H114ZM172 125V124H171ZM174 125V124H173ZM183 125H186L185 123L183 124ZM182 125V126H183ZM200 125V127H201V129L199 128V126H198V128L202 131V126ZM264 125V124H263ZM75 126H76V124H75ZM125 127H126V125H124ZM179 126H180V124H179ZM179 126H177V130L179 131ZM190 126H189V128H190ZM197 126V125H196ZM207 126H208V124H207ZM123 127V126H122ZM121 127V128H122ZM186 126H184V128H185ZM188 127V126H187ZM193 127V126H192ZM121 128L119 129L120 130V133L122 132L123 134H125V135H127V131L126 130H128L127 129V127L125 128V132H124V127L122 128L123 130L121 131ZM173 128V127H172ZM188 128V129H189ZM193 128H195V126L193 127ZM182 129V128H181ZM181 129H180V131L179 132H181ZM173 130V129H172ZM175 130V133H176V129H174ZM199 130V131H200ZM97 131V130H96ZM177 131V132H178ZM127 132V133H126ZM132 132H134V131H132ZM167 132V131H166ZM165 132V134L167 135V133ZM179 132H178V134H179ZM99 133V132H98ZM119 133V132H118ZM168 133H171V132H168ZM129 134V133H128ZM135 134H136V132L133 134L134 136H135ZM138 134V133H137ZM136 134V135H137ZM173 134H174V132H173ZM119 135H122V134H119ZM139 135V134H138ZM169 135V134H168ZM132 136V135H131ZM134 136H133V138H134ZM156 136H159V134L158 135H156ZM165 136V135H164ZM172 136V135H171ZM174 136V135H173ZM172 136V138H170V139H174V137ZM176 136V135H175ZM124 137V138H123ZM125 137L126 136H122V139H124V140H128L129 139V137H130V135L128 136V138H126L125 139ZM137 137V136H136ZM140 137V136H139ZM116 138L118 139V136H117V133H116ZM131 138V141L132 140H134V139H132V137H130ZM142 138V137H141ZM147 138V137H146ZM156 138V137H155ZM159 138H161V137H159ZM122 139H121V141H122ZM137 139H138V137H137ZM151 138H149V140H150ZM151 139V140H152ZM93 140V139H92ZM97 140V139H96ZM139 140H141L142 141V139H139ZM145 140V141H144ZM155 140V141H154ZM154 140H152V143H151V141H150V143L145 139V137L143 138V141L144 142H142V144L143 143H145L146 141V143H148V144H146L145 143V146H144V148H145V151L146 152H148V153H146L147 155H149V153L151 154V155H154V151H155V144L157 145V144H161V143H163V142H161V141H165L164 139L163 140H161V139H154ZM157 140V141H156ZM160 140V141H159ZM175 140V139H174ZM95 141V140H94ZM104 141H106V140H104ZM115 141L116 142H118V141H120V140H116L115 139ZM140 141V142H141ZM109 143L111 142L112 143V141H108ZM130 142V141H129ZM155 142H157V143H155ZM159 142V143H158ZM99 143V142H98ZM97 143V144H98ZM103 143V141H101V144ZM106 143V142H105ZM104 143V144H105ZM114 143V142H113ZM128 142H126V144H127ZM132 144H134L133 142H131ZM130 143V144H131ZM136 143H139V141L137 142V140H136ZM136 143H135V146H136ZM73 144H74V142H73ZM108 144V143H107ZM105 145V146H108V145ZM122 144V143H121ZM120 144V145H121ZM129 144V145H130ZM150 144V145H149ZM99 145V144H98ZM117 145V144H116ZM138 145V144H137ZM68 146L70 147H72V149H70V148H68ZM95 146H97L96 144L94 145V147ZM104 146V147H105ZM122 146V145H121ZM134 145L132 146L131 145V147H130V149L131 148H133V151H135V153H136V149H138L137 147H135ZM143 146V145H142ZM139 147V148H141V149H138V150H142L143 149V147ZM151 146H152V148H151ZM158 147H160L159 145H157ZM93 147V149H94V151H96V150H98V149H100L101 148V146H100V148L98 147V148H96V150H95V148ZM117 147L119 148V145H117ZM135 147V148H134ZM45 148H51V150L49 149V151H48V149L45 151L44 149ZM90 148V147H89ZM187 148H189V147H187ZM68 149H70V150H68ZM92 149V148H91ZM102 149H104V148H102ZM121 149H123V147L121 148ZM124 149H125V147H124ZM135 149V150H134ZM156 149H159V148H156ZM184 149L185 148H183V149H181V151L183 150L184 151ZM244 149V151H248V152H241L242 150ZM243 149H240L241 151H240V155L243 153V154H246L247 155V153H249L248 155H251V153H250V151H249V149L247 148L246 149V147H244ZM105 150V149H104ZM189 150V149H188ZM86 151V150H85ZM101 151V150H100ZM99 151V152H100ZM122 150H120V152H121ZM144 151V152H145ZM158 151V150H157ZM187 151V150H186ZM190 151V150H189ZM189 151H187V152H189ZM254 151V150H253ZM102 152V151H101ZM101 152H100V154H101ZM120 152H117L119 155H120ZM191 152V151H190ZM123 153H125V151L123 150ZM153 153V154H152ZM158 152H155V154H157ZM184 153H186V152H183L182 154H184ZM88 154V153H87ZM117 154V155H118ZM139 154H141V152L139 153L138 152V154H137V156H139ZM191 154V153H190ZM70 156V157H67V156ZM143 155H145L144 153H143ZM145 156V157H148V156ZM203 155V154H202ZM202 155H198L199 156V158L200 159H202L201 157H202ZM116 156V155H115ZM121 156V155H120ZM154 156H157V155H154ZM153 156V157H154ZM182 155L180 154V157H181ZM184 156H186L185 154H184ZM184 156H182V157H184ZM105 157V156H104ZM103 157V158H104ZM139 157H141V156H139ZM152 156H150L149 155V159L147 158L146 160L145 159H143V161L145 160V161H149V162H147V163H149V165L150 164H152L151 166H153L154 165V167L156 166L157 168H160V169H162L163 171H164V174H169L168 173V169H171L170 168V166H169V164H168V166L169 167H167V170L164 168L166 165H165V163H163L162 162V159L163 158H158V157H160V155H158V157H157V160H155L154 161V158H153ZM178 157V156H177ZM249 156H247V158H248ZM67 158V159H66ZM68 158H70L71 160H70V162L71 161H73L74 163H71V164H69L68 162H67V160H68ZM106 158V157H105ZM144 158V157H143ZM151 158H153V160H151ZM250 158V157H249ZM85 159V160H86ZM91 159H92V157H91ZM108 159V158H107ZM141 159V158H140ZM158 159H160L161 160V162H160V160L158 161ZM175 159H176V157H175ZM174 159V160H175ZM136 160V159H135ZM82 161H84V162H82ZM102 161H103V159H102ZM105 161H107V160H105ZM188 160H186V162H187ZM90 162H91V164H90ZM130 162V161H129ZM131 164H133V160H131ZM135 162V161H134ZM137 162V161H136ZM135 162V163H136ZM185 162V163H186ZM138 163V162H137ZM136 163V164H137ZM139 163H141V161H139ZM142 163H144V162H142ZM146 163V164H147ZM189 163H191V162H189ZM188 163V164H189ZM262 164V167L264 168V160H262V162H261ZM74 166H73V165ZM135 164V165H136ZM145 163H144V165L143 164H141V165H143V166H145L146 165ZM187 164V163H186ZM258 164V163H257ZM72 165V166H71ZM128 165V164H127ZM129 165H130V163H129ZM132 165L131 167L133 168L134 167V169H135V167L137 166H139V164L138 165ZM258 165H260V164H258ZM260 165V166H261ZM82 166V165H81ZM84 166H87V168L86 169H88L90 166H88V164H85ZM84 166H82V168L84 167ZM185 166H187V165H185ZM154 167H152V168H154ZM140 168L141 169H144V168H142L141 166H140ZM157 168H154V169H152L151 170V172L149 173L150 175H151V177H156L155 178V180L157 179V181H155L154 183H151V182H149V185H150V191L152 192L151 194H152V198H151V201H150V206H151V203L153 204V206L154 205H159V207H161L162 205H171V204H173V202H175V200H177V198L180 196V195H182L184 192H186L185 194H187V193H189V194H187V196L188 195H194V194H190L191 192H190V190L191 189H189L190 188V186H188L189 188H187L188 189V192L186 191V187H187V185L186 186H184L183 188L185 189L183 192H181L182 194H180V190H178V188H179V186H181V185H179V184H176V186L174 187H169V189L171 188L172 190H168V189H166L167 191H169V192H165V187H164V183L162 182V179L163 178H165L166 179V176L167 175H163V176H165V177H163V176H161V173H162V171H160V169H157ZM165 170H164V169ZM72 169V170H71ZM80 169V168H79ZM85 169V170H86ZM90 169V168H89ZM130 169V168H129ZM137 169V168H136ZM140 169V170H141ZM155 169H157V170H155ZM84 170V169H83ZM138 170V169H137ZM77 171H79V170H76L75 172H77ZM167 171V173H165ZM68 174V175H65V174ZM78 173V172H77ZM65 176H67V177H63L64 175ZM79 174H80V171H79ZM163 174V173H162ZM171 174H172V176H173V173H171L170 172V176H171ZM77 175V174H76ZM74 176V178L76 179L77 178V176ZM95 175H98V174H95ZM79 177H80V175H78ZM169 176V175H168ZM71 179H72V177H71V175L69 176ZM68 177V178H69ZM96 178H94V179H97V176H95ZM123 177V176H122ZM125 177V176H124ZM186 178L184 179V181H182V182H186L185 184H188V181H189V179L190 178H188V176H185ZM192 177V176H191ZM194 177V176H193ZM196 178H199L200 176H195ZM69 178V179H70ZM130 178V177H129ZM174 178V177H173ZM187 178H188V180H187ZM195 178V179H196ZM202 177H200V179H201ZM68 179V180H69ZM126 179H128V177L126 178ZM126 179H124L125 180V184H126V182L128 183V181H126ZM200 179H197V180H200ZM67 180V179H66ZM65 180V181H66ZM98 180V179H97ZM129 180V179H128ZM187 180V181H186ZM203 180V179H202ZM201 180V181H202ZM99 181V180H98ZM130 181H131V178H130ZM172 181H173V183H172ZM171 181V185H173L174 184V180H172ZM61 182H64V181H61ZM123 182V181H122ZM121 182V184L123 185L124 183H122ZM99 184V183H101L102 184V186H104L103 185V183L102 182H96V184ZM130 183V182H129ZM175 183H178L177 182V180H176V182ZM183 183V184H184ZM189 183H191V182H189ZM199 183V182H198ZM204 182H202V184H203ZM251 183V182H250ZM101 184H100V186H101ZM124 184V185H125ZM184 184V185H185ZM194 184V183H193ZM201 184V183H200ZM248 184H249V182H248ZM253 184V183H252ZM53 186L52 188L50 187V186ZM58 186H56L57 187V189L59 188V183L57 184ZM112 186L113 184L111 183V184H109L108 186ZM116 185V184H115ZM118 185H120V184H117V186ZM126 185H128V184H126ZM170 185V184H169ZM170 185V186H171ZM177 185H179V186H177ZM190 185V184H189ZM192 185V184H191ZM196 185V186H195ZM197 185H199V184H194L193 185V188H194V186L195 187H197ZM61 186V185H60ZM100 186H98V187H100ZM111 186H110V188H111ZM114 186V185H113ZM112 186V187H113ZM116 186V187H117ZM129 186V185H128ZM183 186V185H182ZM55 187V188H56ZM92 187V185L89 187V188H91ZM98 187H97V190H98ZM122 186L120 185L119 186V188H121ZM88 188V187H87ZM87 188H85L86 190V192H87V194L85 193L83 196H82V199H80V200H82L81 202H83V208H84V211L86 210V211H89V210H91V209H94V210H96V209H98V210H100L99 208H102V209H104V206L106 205V204H109V203H111V202H113L114 200H116L117 201V203H118V201H119V203L120 204H122L123 202H125L126 201V199H125V196L127 197V195H128V197H129V194L127 193V192H124V191H122V189H124V188H122L121 189V191L119 192V191H117V193L119 194V197H116L115 199L113 198V197H109V198H98V197H100V196H97V194L99 193V192H97L96 193V189L94 188V189H92V191H87ZM103 188V187H102ZM101 188V189H102ZM104 188H105V192L107 191V188L104 186ZM110 188H109V190H110ZM192 188V187H191ZM48 189V190H47ZM51 189V190H50ZM54 189V188H53ZM100 188H99V190H101ZM113 189H115V188H113ZM94 190H95V192H94ZM111 190H112V188H111ZM110 190V191H111ZM125 190H127L126 189V187H125ZM161 190V191H160ZM182 190V189H181ZM116 191V190H115ZM114 190L112 191V192H115ZM128 191V190H127ZM150 191H149V193H150ZM157 191V192H156ZM159 191V192H158ZM56 192V191H55ZM89 192V193H88ZM91 192V193H90ZM108 192L109 191H107V194H108ZM129 192H130V190H129ZM58 193H60L59 192V189H58ZM83 192H81V194H82ZM92 193H96L95 194V196H93V194ZM101 193H102V191H101ZM116 192L114 193L115 195L117 194ZM120 193H127V195H125L124 197H122V196H120L121 194ZM131 193V192H130ZM117 194V195H118ZM56 195H57V193H56ZM98 195H100V193L98 194ZM102 196H104L105 194H101ZM233 195V194H232ZM232 195H230V196H232ZM39 196H41V197H43L42 198V200H41V198L39 197ZM101 196V197H102ZM106 196V195H105ZM151 196V195H150ZM182 196H184V194L182 195ZM235 196V195H234ZM251 196H254V195H251ZM80 197H81V195H80ZM190 197V198H189ZM188 198L189 199H192L191 198V196H188ZM233 200H235L234 198L235 197H231ZM237 198V197H236ZM255 197H252V201H253V199H254ZM129 199H130V197H129ZM237 200H239V202H240V199L238 198V199H236V201ZM49 201V202H48ZM115 201V202H116ZM147 201V200H146ZM146 201H145V203H146ZM148 201H149V198H148ZM241 201H243V200H241ZM79 202V201H78ZM128 202V200L126 201V203ZM204 202H205V200H204ZM207 202V201H206ZM52 203V202H51ZM55 203H57V202H55ZM80 203V202H79ZM78 203V204H79ZM116 203V204H117ZM118 203V204H119ZM144 203V204H145ZM244 203H246V204H244V206L247 208V210L249 209V210H251V212L250 213H252V209H250V208H252L251 207V204L250 205H248L249 203L248 202H245L244 201ZM248 203V204H247ZM251 203V202H250ZM81 204V203H80ZM112 204V203H111ZM147 204H148V202L146 203V206L144 205V207H147ZM201 204H202V202H201ZM243 203H240L239 205H242ZM44 206V207H46V209H44V211L42 212L41 210L43 209H40V207L41 206ZM55 205V204H54ZM126 205V204H125ZM124 205V206H125ZM148 205V206H149ZM203 205H205V208L206 209H204L203 210V206L201 207V205H199L200 207H201V211L203 210V211H205L206 212V210H207V207H206V203L205 204H203ZM238 205V206H239ZM80 206V205H79ZM109 207H110V205H108ZM108 206H106V209H108L107 207ZM119 206V205H118ZM122 206V205H121ZM120 206V207H121ZM124 206H122V207H124ZM231 206V205H230ZM229 205L227 206V207H225L224 208V213H222L221 212V214L219 213V215H221V217L219 216V218L217 217L218 216V214H217V216H214V217H217L219 220H220V222H222V219L224 220V224L226 223V222H230V220H233L234 221V219H236L237 217L239 218V212L237 211V210H235L234 208H232L233 206H231L230 207ZM249 206H250V208H249ZM53 207V206H52ZM56 207V206H55ZM115 207V206H114ZM114 207H110V208H113V209H115ZM245 207H243V208H245ZM126 208V207H125ZM236 209L238 208V207H235ZM240 208H242V207H240ZM239 208V209H240ZM78 209V208H77ZM80 210L82 209V208H79ZM100 210L99 212H98V210L95 212L94 211V213H97L98 212V214H95V216L97 215H101V211L102 212H104V210ZM112 209V210H113ZM120 209H124V208H120ZM126 209H124V210H122V211H125ZM136 210V209H135ZM175 210V209H174ZM241 210V209H240ZM247 210H245L244 212H248ZM110 211V210H109ZM121 211V210H120ZM121 211V212H122ZM170 211H171V209H170ZM173 211V210H172ZM200 211V213H202ZM78 212V214L80 213L79 211H77ZM106 212V211H105ZM135 212H137V211H135ZM134 212V213H135ZM161 212V211H160ZM159 212V213H160ZM168 212V211H167ZM192 212V211H191ZM205 212H203V213H205ZM243 212V213H244ZM41 213V214H40ZM58 213V212H57ZM132 214H131V216L134 214L133 213V211L131 212ZM163 213H165V212H163ZM185 212H180V211H174V212H172V214H171V216L173 217L172 219H174V220H176V222H178V224H179V227L177 228V230H175L176 232L178 231V232H180V234H182V235H185L186 236V238H187V240L188 239H190L189 240V242L190 241H192V242H194L195 243V245H194V243H193V245L195 246V247H197V245H196V243L199 241L195 236L196 235H194V236H192V234H189V229H190V227L192 226V225H190V224H188V219H191V218H193L195 215H197V214H199L198 212H197V214L195 213H193L194 214V216L192 215V214H187V215H185L184 214ZM215 213V212H214ZM240 213H242V211L240 212ZM38 214H40L41 215V217H40V215H38ZM77 214V215H78ZM80 214H86L87 215V213H85V212H81ZM80 214H79V216H80ZM88 214H91L90 212L88 213ZM109 214V212H107V214H106V216ZM123 214V213H122ZM137 214L139 215V213L137 212ZM162 214V213H161ZM207 214V216H209V213H206ZM124 215V214H123ZM123 215H122V217H123ZM127 215V214H126ZM160 215V214H159ZM163 215V214H162ZM203 215V214H202ZM201 214H200V216H198V217H201L202 216ZM213 215V214H212ZM240 215H243V214H240ZM246 215H247V213H246ZM78 216V217H79ZM90 216V215H89ZM128 216H130L129 215V213H128ZM135 215H133V217H129L132 221H133V219L132 218H137L138 216L136 215L135 217H134ZM188 216V217H187ZM189 216H191V218L189 217ZM247 216H249V215H247ZM1 217V216H0ZM81 217V216H80ZM101 217V216H100ZM102 217H104L105 218V215L104 214H102ZM206 217V216H205ZM213 217V216H212ZM212 217L210 218V220L212 219ZM213 217V219H212V221L213 220H216L215 218ZM2 218V217H1ZM83 218V217H82ZM126 220L128 219V217L126 218V216L124 217ZM203 218H204V215H203ZM207 218V217H206ZM220 218H222V219H220ZM3 219V218H2ZM56 219H58V217L56 218ZM85 219H87V217L85 218ZM123 219V218H122ZM124 219V220H125ZM160 219H162L161 218V215H160ZM207 219H209V218H207ZM42 220H44L43 218H42ZM81 220V219H80ZM123 220V221H124ZM137 220V219H136ZM135 220V221H136ZM157 220H159V219H157ZM156 220V221H157ZM163 220V219H162ZM166 221L167 220H169V217L167 218V219H165ZM192 220V219H191ZM190 220V221H191ZM225 220H228V221H226L225 222ZM238 220V219H237ZM236 220V221H237ZM51 221V220H50ZM122 221V220H121ZM130 221V220H129ZM135 221H133L134 222V224L136 223ZM233 221H232V223H233ZM235 221V222H236ZM54 222H55V220H54ZM79 222H83L82 224H84V226H85V224H86V220H85V222L83 221V219L81 220V221H79ZM119 222H120V220H119ZM125 222V221H124ZM131 222V221H130ZM163 222V221H162ZM214 222V221H213ZM212 222V223H213ZM217 222V221H216ZM213 223V224H215V225H217L216 226V230L218 231V232H220V233H214V235H213V233L212 232H215V231H212L211 229L213 228V226L214 225H211V227L210 228H206V227H209L208 225L206 226V224L204 225L205 226V228L207 229V231L206 230H204L203 228H199L198 227V223L197 224H195V227L197 226L198 228H197V232L200 230V229H202L204 232H203V235H204V237H202V241L203 242H200L201 243V245H200V243H197V244H199L200 245V247H197L198 249V253H197V250H196V258L195 257H193L194 259H190V261H189V264H223L222 263V259H223V256H224V248L222 249V246L224 247V245H222V244H224V242L225 241H222L223 239L225 240L226 238L224 237V235L222 234V232H223V229L225 228L226 229V225H224L223 224V222H222V226H223V228H221L218 224L220 223V222H218V224L217 223ZM242 222V221H241ZM240 222V223H241ZM245 222V223H244ZM247 221H243V223H241V224H238L239 223V221L238 222H236L237 223V227L234 225V224H232V225H234V229H232V230H234V233H232L233 235H235L237 238H239V239H244V242L246 241V244H247V247H246V245H244L246 248H254V249H256L255 248V246L257 247L258 246V248H259V246H260V244L258 245V241L260 242V240H259V238H258V241H257V245L256 244H254L255 242L253 241V240H255V237H258V233H257V236H255L254 238H252V234H253V236H254V233L256 232V230H255V232H254V230H253V233H252V229H251V227H249V226H252V225H249L250 223H248V225H247V223H246ZM43 223V222H42ZM81 223H80V225H81ZM129 222H127V224H128ZM132 223V222H131ZM158 223H160V221H158ZM164 224H166L165 222H163ZM168 223H170V222H168ZM191 223V222H190ZM231 223V222H230ZM23 224H24V226H25V224L27 225V229L26 228H24V226H23ZM120 224H121V222H120ZM119 224V225H120ZM124 224V223H123ZM160 224H162V223H160ZM201 224H203V223H200L199 225H200V227H201ZM227 224V223H226ZM22 225V226H21ZM132 225H133V223H132ZM229 225V224H228ZM121 226H124V225H121ZM127 226V225H126ZM178 225H176L175 226V228L177 227ZM203 226V225H202ZM219 226V227H218ZM46 227V226H45ZM80 227V226H79ZM81 227H83L82 225H81ZM129 227H131V226H129ZM133 228H134V226H132ZM192 227H194V224H193V226ZM254 227V226H253ZM252 227V228H253ZM44 228V227H43ZM47 229H48V227H46ZM124 228V227H123ZM128 228V227H127ZM126 228V229H127ZM255 228V227H254ZM79 229V228H78ZM81 229V228H80ZM193 229H195V231H196V228H193ZM199 229V230H198ZM215 228H213V230H214ZM225 229H224V233L226 234V232H227V230L225 231ZM227 229H228V227H227ZM9 226H8V223L7 222H5V220L3 221V220H1L0 219V264H7V262H6V247H8V244H9V242H10V240H9ZM201 230V231H202ZM49 231V230H48ZM48 231H46L45 233H47ZM79 231V230H78ZM80 231H83V230H80ZM127 231H128V229H127ZM126 231V232H127ZM130 231V230H129ZM131 231H132V229H131ZM201 231H200V236H203V235H201L202 233H201ZM258 231V230H257ZM160 232V231H159ZM158 232V235L160 234ZM172 232V231H171ZM170 232V233H171ZM41 234V237H38L36 234ZM42 233H43V237H42ZM49 233V232H48ZM129 233V232H128ZM153 233V232H152ZM155 233V234H154ZM153 234H151L150 233V235H154V236H149L150 238H151V241L148 239V244H146L147 245V247L148 248H146V246H145V248L144 249H146V253H143V254H140L141 252H137L138 254H140V256H138V259H137V261H138V264H183L184 262H185V260H184V257L186 256H184V254H185V252H184V250H183V252H182V250L178 247V248H176L175 247V243L176 242H172L173 243V246L170 244V243H166V242H164V241H167L166 239L165 240H161V239H159V238H163V236L162 235H159V238H158V235H157V233L156 232H154ZM169 233V235L170 236H172V233L170 234ZM173 233H174V231H173ZM205 233V234H204ZM147 235H148V233H146ZM177 234H179V233H177ZM218 234V235H217ZM219 234L220 235H223V236H221V247H220V249H218V247L219 246H217L216 248H215V246L213 245V240L216 238H214L213 236H218L219 237ZM46 235V234H45ZM48 235V234H47ZM46 235V236H47ZM213 235V236H212ZM255 235H256V233H255ZM261 236H262V234H260ZM78 236H79V234H78ZM184 236V237H185ZM235 236H232V238L234 237L235 238ZM249 236H251L250 238H252V241H251V239L249 238ZM29 237H33L32 239L34 240V241H31L32 239H29ZM173 238L175 237V235H173L172 236ZM176 237H178V238H180V236L179 235H177ZM224 237V238H223ZM26 238V239H25ZM27 238H28V240H30V241H28L27 240ZM47 238V237H46ZM72 238H73V236H72ZM178 238H176V240H178ZM213 238V239H212ZM223 238V239H222ZM22 239V240H21ZM77 239V238H76ZM164 239V238H163ZM217 239H220V237L219 238H217ZM217 239H216V243H215V245H218V243H220V242H217ZM239 239H237V245H238V242H239V245L241 244V245H243L244 243L241 241V243H240V241H239ZM246 239V240H245ZM248 239H250L249 241H248ZM260 239H261V242L260 243H262V238L260 237ZM25 240H27L26 242H25ZM45 240V241H44ZM112 240H114V239H112ZM175 240V241H176ZM236 240V239H235ZM158 241H159V243L160 244H158ZM161 241V242H160ZM219 241V240H218ZM114 242V241H113ZM164 243L163 245H161V243ZM191 242V243H192ZM250 242H252L253 243V245H252V243H250ZM49 243H51V242H49ZM243 243V244H242ZM167 245L166 247H168V248H166V247H164V245ZM198 245V246H199ZM262 245H263V243H262ZM261 245V247H263ZM15 246V245H14ZM32 246H35V248L32 250V248H29V247H32ZM45 246V247H44ZM80 246V245H79ZM164 247V248H166V249H164L163 248V250H166V251H162L161 249L162 248H160V247ZM244 246L243 247H241V248H244ZM15 247V248H16ZM194 247V248H195ZM89 248H86L85 250H88ZM143 249V250H144ZM260 249V248H259ZM15 249H14V253L16 254V252H17V254H18V251H16ZM44 250V251H43ZM73 250V249H72ZM73 251H75V248H74V250ZM20 252V253H21ZM75 252H78V248H77V251H75ZM74 252V253H75ZM19 253V254H20ZM27 253H26V255H27ZM47 253H49V254H51L50 253V251H48ZM73 253V252H72ZM136 253V254H137ZM44 254V253H43ZM48 255V254H47ZM45 255L44 254V256H46V257H44V256H42L41 258H40V260H35L34 258H32V257H26L25 258V260H24V264H71L73 261V257H75V255L74 254H72V255H74V256H72V262H70V258L68 259H66V256H65V254L64 253H60V257L63 259V260H60V259H57V257H56V255L55 254H53V255ZM77 255H79V254H77ZM67 257H69V256H67ZM96 257V256H95ZM95 257H92V259H96ZM111 257V256H110ZM109 257V258H110ZM113 257H115V256H112V259L111 260H109V258H108V260H104L105 258H102V260H101V258H97V260L96 261H88L87 263H92V264H120L117 260V262L113 259ZM136 257V256H135ZM133 258H134V256H133ZM137 258V257H136ZM136 258L134 259V260H136ZM77 259H78V257H77ZM91 259V260H92ZM107 259V258H106ZM116 259V258H115ZM118 259V258H117ZM125 260V259H124ZM132 260V259H131ZM184 260V261H183ZM75 261H76V259H75ZM119 261H120V259H119ZM127 261H129L128 259H127ZM136 261V262H137ZM237 261H239V260H237ZM131 262V261H130ZM240 262V261H239ZM76 263V262H75ZM87 263H85V264H87ZM122 263V262H121ZM232 263V262H231ZM244 263V262H243ZM262 263V262H261ZM264 263V262H263ZM240 264V263H239ZM245 264V263H244Z\"/></svg>",
  "mask_w": 264,
  "mask_h": 264
}]
</instances>
